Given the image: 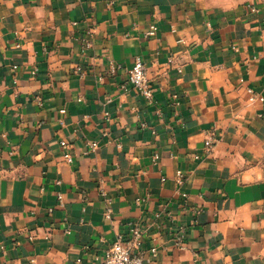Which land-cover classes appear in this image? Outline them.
Instances as JSON below:
<instances>
[{"label": "crops", "instance_id": "0c3cea01", "mask_svg": "<svg viewBox=\"0 0 264 264\" xmlns=\"http://www.w3.org/2000/svg\"><path fill=\"white\" fill-rule=\"evenodd\" d=\"M247 88L264 97V0H0V264H99L130 223L143 264H264Z\"/></svg>", "mask_w": 264, "mask_h": 264}, {"label": "built area", "instance_id": "2783aa9c", "mask_svg": "<svg viewBox=\"0 0 264 264\" xmlns=\"http://www.w3.org/2000/svg\"><path fill=\"white\" fill-rule=\"evenodd\" d=\"M155 30L156 27L154 25H151L147 33L149 35H153ZM90 47L91 32L87 31L85 33V36L82 38L81 52L86 51ZM127 83H129L131 87L134 88L145 100L150 101L152 99L153 88L147 78L146 67L139 58L134 61L131 68L128 70ZM247 93L250 102H254L256 100L264 101V97L262 95L255 94L254 91L250 88H247ZM204 144L207 151L211 149L212 141L206 140ZM60 145L63 149L62 157L66 162L70 163L72 158L70 153L67 151V143L61 141ZM95 145L96 143L91 144L92 147H94ZM177 176L180 178V173H178ZM178 181L180 182L179 179ZM105 217L110 218L109 211L106 212ZM141 236V227L137 223H130L128 237L125 238L122 235H118L115 241H113L111 245L106 249L99 264H143V256L140 253H132L134 249H138ZM175 245H177L178 247H183L180 238H176ZM151 251L154 253L155 249H151Z\"/></svg>", "mask_w": 264, "mask_h": 264}]
</instances>
